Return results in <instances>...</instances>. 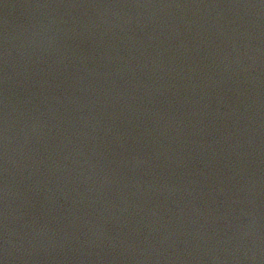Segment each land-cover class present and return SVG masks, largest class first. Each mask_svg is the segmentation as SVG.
Segmentation results:
<instances>
[{
  "label": "water",
  "instance_id": "water-1",
  "mask_svg": "<svg viewBox=\"0 0 264 264\" xmlns=\"http://www.w3.org/2000/svg\"><path fill=\"white\" fill-rule=\"evenodd\" d=\"M0 264H264V0H0Z\"/></svg>",
  "mask_w": 264,
  "mask_h": 264
}]
</instances>
